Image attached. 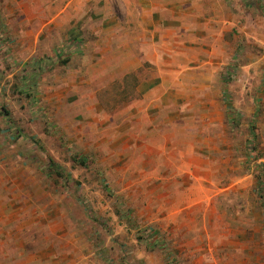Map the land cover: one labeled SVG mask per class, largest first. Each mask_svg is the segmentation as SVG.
Listing matches in <instances>:
<instances>
[{
    "label": "rangeland",
    "instance_id": "rangeland-1",
    "mask_svg": "<svg viewBox=\"0 0 264 264\" xmlns=\"http://www.w3.org/2000/svg\"><path fill=\"white\" fill-rule=\"evenodd\" d=\"M192 1L158 66L117 0H0V264H264V0Z\"/></svg>",
    "mask_w": 264,
    "mask_h": 264
},
{
    "label": "crops",
    "instance_id": "crops-1",
    "mask_svg": "<svg viewBox=\"0 0 264 264\" xmlns=\"http://www.w3.org/2000/svg\"><path fill=\"white\" fill-rule=\"evenodd\" d=\"M190 0H117L118 9L116 13H127L132 15L131 21L134 22L133 29H143L151 31V34L146 35L144 32H136L134 36L128 35L133 49L140 52V58L134 57V50L131 52L126 47L124 52H117L116 60L126 63L151 61L159 66L160 63L166 62L164 56L169 55V62L174 65L185 63L182 61L181 46L190 41L195 42L198 34L192 31L194 21H196V12L188 15L187 9H180L182 3H189ZM193 8L195 7V0ZM131 8V9H130ZM193 14V16H192ZM119 25V23H118ZM118 37H120L118 35ZM184 41H183V40ZM117 44H120V40ZM176 62V63H175ZM186 64V63H185ZM137 67L125 65V70L116 76L124 77L125 74L136 71ZM175 70V69H173ZM125 72V73H123ZM137 76V75H136ZM177 76L175 71L169 73V80L164 79L161 72L154 76L152 81L144 85L143 76H138L142 81L137 86V91L142 94L146 101L154 98V101H159L162 97L160 94L168 95L170 93L166 84L173 83V79ZM173 86V85H170ZM169 98L167 97V100ZM165 100V99H163ZM166 101V100H165Z\"/></svg>",
    "mask_w": 264,
    "mask_h": 264
}]
</instances>
